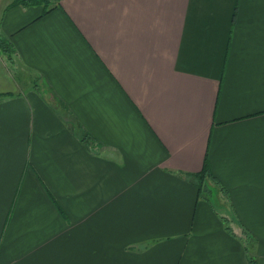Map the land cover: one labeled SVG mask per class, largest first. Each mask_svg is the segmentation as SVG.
Masks as SVG:
<instances>
[{"label": "crops", "instance_id": "1", "mask_svg": "<svg viewBox=\"0 0 264 264\" xmlns=\"http://www.w3.org/2000/svg\"><path fill=\"white\" fill-rule=\"evenodd\" d=\"M0 39V264H264V0H0Z\"/></svg>", "mask_w": 264, "mask_h": 264}, {"label": "trees", "instance_id": "2", "mask_svg": "<svg viewBox=\"0 0 264 264\" xmlns=\"http://www.w3.org/2000/svg\"><path fill=\"white\" fill-rule=\"evenodd\" d=\"M50 0H11V4H31V3H42L44 6L48 8L53 7L57 4L58 0L55 1L54 4H49ZM53 5V6H52ZM0 47L3 51H5L9 56L12 53V48L9 43L5 42L4 40L0 39ZM195 178L197 179V189L199 192L202 191V186L204 185L205 177L212 178V174L210 173L209 166L207 159H205L202 170L196 174H194ZM251 264H257L254 260H250Z\"/></svg>", "mask_w": 264, "mask_h": 264}, {"label": "rangeland", "instance_id": "3", "mask_svg": "<svg viewBox=\"0 0 264 264\" xmlns=\"http://www.w3.org/2000/svg\"><path fill=\"white\" fill-rule=\"evenodd\" d=\"M51 1V0H50ZM52 2V4H54L55 2H53V1H51ZM204 193L205 194H209V195H212L213 194V190H212V188L208 185L207 186V188H206V186H204Z\"/></svg>", "mask_w": 264, "mask_h": 264}, {"label": "built area", "instance_id": "4", "mask_svg": "<svg viewBox=\"0 0 264 264\" xmlns=\"http://www.w3.org/2000/svg\"><path fill=\"white\" fill-rule=\"evenodd\" d=\"M51 1L55 2L56 0H51Z\"/></svg>", "mask_w": 264, "mask_h": 264}]
</instances>
